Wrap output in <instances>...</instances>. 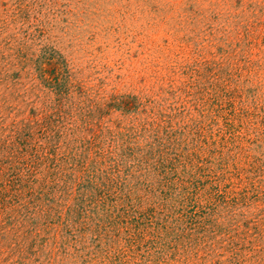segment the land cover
<instances>
[{"label":"rangeland","instance_id":"374dc122","mask_svg":"<svg viewBox=\"0 0 264 264\" xmlns=\"http://www.w3.org/2000/svg\"><path fill=\"white\" fill-rule=\"evenodd\" d=\"M0 264H264V0H0Z\"/></svg>","mask_w":264,"mask_h":264}]
</instances>
